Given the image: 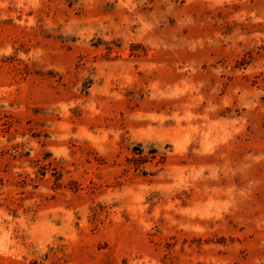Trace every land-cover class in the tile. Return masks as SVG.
<instances>
[{
  "label": "rangeland",
  "instance_id": "374dc122",
  "mask_svg": "<svg viewBox=\"0 0 264 264\" xmlns=\"http://www.w3.org/2000/svg\"><path fill=\"white\" fill-rule=\"evenodd\" d=\"M0 264H264V0H0Z\"/></svg>",
  "mask_w": 264,
  "mask_h": 264
}]
</instances>
